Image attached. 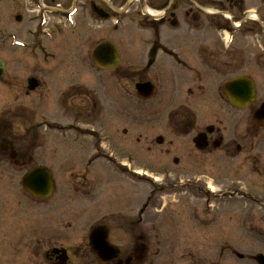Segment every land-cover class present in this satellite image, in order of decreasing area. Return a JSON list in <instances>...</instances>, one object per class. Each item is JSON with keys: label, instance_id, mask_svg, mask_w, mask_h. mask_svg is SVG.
Listing matches in <instances>:
<instances>
[{"label": "rangeland", "instance_id": "obj_1", "mask_svg": "<svg viewBox=\"0 0 264 264\" xmlns=\"http://www.w3.org/2000/svg\"><path fill=\"white\" fill-rule=\"evenodd\" d=\"M176 3L180 5L178 15L181 18L191 3L203 5L205 12L212 14L201 17L203 27L207 29L205 46L207 49L215 47L222 54L219 53L218 62L223 67H232L224 70L227 74L224 82L248 76L263 86L264 33L259 24L245 19L244 13L250 9L256 13L255 19L264 25V0H235L239 8L235 10L236 20L232 24L238 23L239 27L229 35V42L228 35L213 32L214 23H211L212 19L222 18L215 15L214 7L225 4L226 0H176ZM219 8L224 10L226 4ZM111 25L110 40L117 43L122 53L120 67L131 71L140 61L144 66L147 62L144 52L150 44L141 40L147 35L140 34V27L130 20L125 24L117 23V30ZM184 32L183 37L177 35L170 37V41L162 40V51L147 73L127 75L119 70L102 73L96 68L91 69L92 58L85 59L79 80L93 84L94 107L86 109L89 113L80 107L55 106L56 92L50 95L45 92L40 97L32 95L28 107L27 101L26 106L23 104V98L11 100L7 87L10 83L13 87L24 77L25 61L16 65L11 82L2 80L0 115L27 121L26 131L21 125L15 128L14 140L16 145L20 143L26 148L24 156L31 161L25 167H13L5 164L6 159L0 154V191L7 187V179L14 180L12 188L21 191L20 195L25 198L12 190L0 193V201L4 202L0 206V264H39L38 258L29 259L24 253L23 244L43 239L63 248L79 249V258L83 259L91 230L102 224L109 228V243L120 248L123 257L134 253L141 243L146 245V257L139 264H200L205 233L200 229V203L194 198L199 189L189 183L194 180L208 182L210 189L207 191L213 194L255 195L256 202L250 215L238 203L237 209H233L237 211L233 217L226 213L227 209L223 210L221 223L223 227L237 228L232 237L233 243L240 247L263 241L264 130H259L258 136L254 134L250 108L231 110L225 105L215 106L216 103L209 99L211 90L205 102L185 107L198 119L207 118L210 113L222 114L225 141L237 137L238 144L243 147L258 146L251 159L257 165L255 168L247 166L243 154L228 158L219 152L207 155L203 168L195 163L192 165L186 155L179 167L170 164L172 156L183 154L191 145L190 139L182 137L180 131L171 133L169 123L171 112L180 108L176 102L188 98L183 80L174 75L178 80L171 81L173 74H170L172 62L178 69L173 71L174 74L179 70L184 72L183 58L188 57L196 45V39ZM188 40L191 42L187 43ZM76 43L85 50L87 43ZM170 46L175 55L170 52ZM230 57L238 62L237 66L225 63ZM8 76L10 74L6 73L5 77ZM145 81L151 82L156 90L149 101L138 99L134 89L136 83ZM231 111L235 118H230ZM12 119L3 120L7 124ZM24 138L25 142H22ZM158 138H162L163 144L156 143ZM170 146L175 153L171 157ZM35 167L45 168L52 174L54 192L48 200H34L20 188L23 175ZM145 207L147 209L140 216L139 211ZM23 212L30 217L31 234L27 239L28 224ZM257 227L262 228V235L260 230L255 232ZM214 234L209 232L207 238H214ZM139 238L144 239L140 241ZM204 254L209 257L213 251L207 248Z\"/></svg>", "mask_w": 264, "mask_h": 264}, {"label": "flooded vegetation", "instance_id": "obj_2", "mask_svg": "<svg viewBox=\"0 0 264 264\" xmlns=\"http://www.w3.org/2000/svg\"><path fill=\"white\" fill-rule=\"evenodd\" d=\"M196 3H191L190 7L183 12L184 17L181 18L178 15L181 13L180 5L176 3V0H0V59L3 63L0 84L4 78L6 81L11 82L16 65L23 64L25 61L26 73L24 77L19 83L15 82L13 87H11V83L7 87L11 100L23 98V104L25 105V101H27L28 107L32 95L40 97V94L43 96L45 92H50L47 93L49 95L52 92H56L55 106H71L76 107V109L80 107L82 110H89L91 106L94 107L93 84L81 82L79 80V72L83 70L82 66L85 59L91 60L93 51L99 45L111 42V24L115 25V22L118 21L119 24H125L126 20L133 22V24L140 27V34L147 35L141 42L149 41L150 47L148 51L150 48L157 47V56L152 65H148L147 59L144 66H142V61H140L133 70L125 71L123 67H120L121 50L118 48L117 43L112 42L118 48L120 63L112 71H101L108 74L116 70L127 75L147 73L153 68L158 54L162 51V40L170 41V37H176L177 35L183 37L185 30L186 34L190 35V38L196 39L194 40L196 45L193 46L194 49L189 53L188 57H182L185 59L183 62L184 72L179 70L178 73L174 74L173 71L178 69L173 66L174 63L172 62L173 65L170 63V74H173L171 81L172 79L174 81L178 80H175L174 75L179 76V80H183V83L187 86L186 95L188 98L186 100L182 99L183 102L181 100L176 102L174 99L180 108L176 112H171L169 123L170 132L180 131L182 137L190 139L191 145L188 146L186 152L175 157L172 156L175 154L173 152L174 149L170 146V157H173L170 158V164L179 167L186 155L188 161H192V165L195 163L199 168H203L206 156L219 152L228 158L243 154L245 155V160L248 161L247 166L255 168L257 165L252 163L251 159L255 154L254 151L258 150V146L255 148L243 147L238 144L237 137L225 141L226 134L224 135L222 131V114L210 113L208 115L209 118L198 119L194 118L189 110L185 108L189 104L196 105L205 102V98L210 95V90L212 91V96L209 99L216 103L215 106L223 107L225 105L230 107L224 98L222 90L227 81L230 80L228 79L224 82V78L227 76L224 70L232 67H223L218 62L220 52L215 50V47L207 49V46H205L206 38L208 37L204 33L207 31L203 27L204 21L201 20V17L212 14H207L203 9V5ZM225 4L226 8L224 10L219 8L224 7ZM225 4H216L214 7L215 15L222 17L212 19L211 23H214L213 31L216 34L223 30L234 32L232 23L233 20H236L235 10L238 9L239 5L235 3V0H226ZM223 11L229 13V17L222 13ZM114 30H117L116 26ZM76 42L89 44H86L85 50H81ZM186 42L190 43L191 40ZM148 45L146 46L148 47ZM148 51L144 52L146 57ZM170 52L175 55V51L173 52L171 46ZM220 55L222 54L220 53ZM140 57H142L141 52ZM170 60L174 59L170 58ZM225 63L229 65L238 64L231 57ZM94 68L96 67L92 60L91 69ZM6 73L10 74V76L5 77ZM231 73L229 72L228 74ZM31 81H34L36 85L32 91L30 90ZM144 83H149L154 87L155 96V86L151 82H139L135 86ZM253 85L255 98L248 108H250L251 112L253 132L258 136V131L264 130V127L260 129L255 124L253 117L259 107L264 104V84L260 86L254 82ZM174 101L172 100V104ZM88 110H86L87 113H89ZM229 115L230 118H235L232 111L229 112ZM5 118L13 119L6 124L3 120ZM19 119H14V116L10 115L8 117L0 115V154L6 159L5 164L22 168L30 164L31 159L24 156L27 154L26 148L22 147L20 143L16 145L14 140L16 138V127L21 125L24 131L27 130V121L23 119L19 121ZM198 136H202L203 143L201 142V146H205L203 151L198 150L194 145L193 141ZM22 142H25V138ZM161 144H163V140H161ZM245 150L246 152H244ZM234 173L235 171L232 174ZM6 181L8 183H5L7 187L4 189L2 187L1 194L11 190L19 193L18 189L12 188L14 180L7 179ZM189 183L199 189L198 194L194 193V198L200 203L198 207L201 209L199 212L201 215L200 229H202L203 234L205 233L201 244L200 264H259L257 258H264V237L259 244L252 242L240 247L238 244L233 243L232 237L236 233L237 228L233 226L223 227L221 223L223 210L227 209L226 213L231 214L230 217H233L237 213L233 209H237L238 203H241L242 209L250 215L256 202V196L249 193L241 195L213 194L214 192L207 191L210 189L208 182L194 180ZM228 192L232 193L230 190ZM245 192H248V189ZM20 197L25 200L21 195ZM233 198L240 200L235 201ZM3 204L4 202L0 201V206ZM142 214L140 213V215ZM23 218H27L28 231H25L27 239L31 234L30 217L27 212H23ZM232 220L231 218V224H233ZM235 221H237L236 218ZM259 230L262 235V228H255L256 233ZM211 231L215 233L212 239L207 238V234ZM207 248L213 251V254L209 255V257L204 254V250H207ZM138 249L139 246L128 257H123L122 252L119 259L105 264H118L119 262L121 264H139L135 261ZM85 250L84 258L80 259L81 250L63 248L62 245L46 242L45 239L35 243L27 242L23 244L24 253L27 254L29 259L31 257L38 258L40 260L39 264H60L62 258V252L60 251H65L68 258L66 264H72L74 261L77 264H99L95 255L90 251L89 246L88 248L85 247Z\"/></svg>", "mask_w": 264, "mask_h": 264}, {"label": "water", "instance_id": "obj_3", "mask_svg": "<svg viewBox=\"0 0 264 264\" xmlns=\"http://www.w3.org/2000/svg\"><path fill=\"white\" fill-rule=\"evenodd\" d=\"M156 53V47L150 52V59L152 60ZM93 59L96 66L101 70H111L118 66L119 55L117 49L110 43H105L99 46L93 53ZM151 63V62H150ZM3 64L0 60V76L2 74ZM34 81H31L30 89H35ZM224 95L228 99L231 106L244 109L252 103L255 96L253 83L247 78H235L230 80L224 86ZM136 92L138 97L143 100H149L154 95V88L150 84L136 85ZM254 122L257 126H264V104L256 112L254 116ZM203 143L202 136H198L194 140V144L199 150H203L205 146H201ZM161 143V140H158ZM23 187L29 192L32 197L47 200L51 197L53 192V181L51 174L42 168H36L23 178ZM108 231L104 227H98L94 229L89 238L90 248L93 253L96 254L97 260L104 264L112 260H115L121 256V251L115 249L108 244ZM145 246H141L135 255V261L141 262L145 257ZM66 258L61 262L65 264ZM259 264H264V258L258 257ZM118 264H121L119 262Z\"/></svg>", "mask_w": 264, "mask_h": 264}, {"label": "bare ground", "instance_id": "obj_4", "mask_svg": "<svg viewBox=\"0 0 264 264\" xmlns=\"http://www.w3.org/2000/svg\"><path fill=\"white\" fill-rule=\"evenodd\" d=\"M124 166V165H123Z\"/></svg>", "mask_w": 264, "mask_h": 264}]
</instances>
